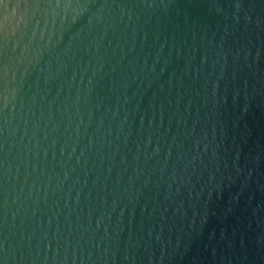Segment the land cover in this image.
I'll list each match as a JSON object with an SVG mask.
<instances>
[{
  "label": "water",
  "instance_id": "water-1",
  "mask_svg": "<svg viewBox=\"0 0 264 264\" xmlns=\"http://www.w3.org/2000/svg\"><path fill=\"white\" fill-rule=\"evenodd\" d=\"M0 264H264V0H0Z\"/></svg>",
  "mask_w": 264,
  "mask_h": 264
}]
</instances>
